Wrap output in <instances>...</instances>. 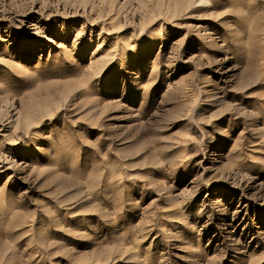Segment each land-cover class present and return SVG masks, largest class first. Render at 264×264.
I'll return each mask as SVG.
<instances>
[{"label":"rangeland","instance_id":"374dc122","mask_svg":"<svg viewBox=\"0 0 264 264\" xmlns=\"http://www.w3.org/2000/svg\"><path fill=\"white\" fill-rule=\"evenodd\" d=\"M0 264H264V0H0Z\"/></svg>","mask_w":264,"mask_h":264}]
</instances>
